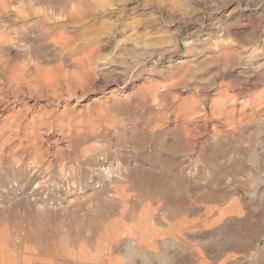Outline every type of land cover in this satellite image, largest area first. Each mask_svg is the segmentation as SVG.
<instances>
[{
    "label": "rangeland",
    "instance_id": "rangeland-1",
    "mask_svg": "<svg viewBox=\"0 0 264 264\" xmlns=\"http://www.w3.org/2000/svg\"><path fill=\"white\" fill-rule=\"evenodd\" d=\"M5 1L6 4L8 5L9 10L11 8L13 13L10 10L9 12L10 15L9 13H7L6 15H4V17L3 16L0 17V29L2 28L1 30L4 29L6 31L8 30L7 32L12 31L11 32L12 38L13 37L15 38L13 44L8 48L10 55H7L6 53L3 52L4 54L0 53L1 58L17 56V54L19 53L20 59L23 57L22 59L29 58L30 60L31 59L36 60V58H38V52L36 51L35 47L31 45H27L28 47L26 46V50H25L23 48L25 47L24 45L27 44L28 42H32L33 40H37L38 42L36 41L37 42L36 46L40 44L43 45L42 43L46 44L47 46L49 44V42L47 41H49L50 37L54 34V29L52 31L51 29L58 26H63L65 24L70 29L75 28L74 30H76V33H78L81 29L88 31V28L90 29L93 27L95 28L102 27L105 32L101 35L102 41L94 43L95 46L101 45V48L103 50H101L100 48V50L97 51L96 61L97 63H99V65L95 66L94 69L95 75L89 78L87 90L81 93L82 89L80 88L77 89L78 95L81 94L83 95V96H79L80 98L76 96L64 95L63 97L61 96V98L60 97L57 98L58 100L54 98L53 99L54 101L52 100L49 101L48 100L49 98L46 97L44 93H40V92L41 91L45 93L47 92V94L51 93V89L49 88L50 85L44 86V83L42 82L38 83L34 81H32L31 84L34 90H36L37 93H39L40 95H37L35 91L33 92L32 91L33 88L28 89V87L19 91L20 94L18 92L15 94L14 91L12 92L11 90H9L11 89L12 86L11 79L10 78L7 79L5 77V74L10 75L11 72L10 71L4 72V68L0 65V71H1L0 74L2 73L0 75V86L2 87V90L5 92L3 93V95L6 98H8V100L10 101V102L4 101L0 104L1 107L0 133L2 131L1 129L4 126V123L6 122H7L6 124H8V122L10 123V118L8 117L18 114L16 112L18 110H22V107H24L23 110H26L25 109L26 105L32 104V106H27V108L32 107L30 108V110H28L29 118H32L35 115L34 113H36V110L38 109L39 106H41V104L45 105L48 110H54L56 108L54 112L57 111L54 114V119L57 118L55 120L56 122L55 124L58 126L54 124L52 126L53 128L51 127V130L50 128H44L42 131H40L41 133L39 132V134L40 135L42 134L43 139L42 136L40 135H38V137L34 136L32 138L33 140L30 138L33 141V143L36 144V146L38 144V149L35 146V144L34 147L36 148L37 153L43 155V157L41 158L44 159L48 155L47 159H44L45 162L47 160L45 169L49 165V163L52 162L54 168H52L51 174L54 173V179H56L55 181L54 179L52 180V182L50 181L52 187L50 186V183H48L46 185L47 187L45 186L43 189L40 188L41 190H39L37 194L38 195L40 194V196L43 195V193L49 194V196L53 199L52 200L53 205H55L56 207L57 206L60 207L59 205L61 204V201L64 202V205H66L67 202L69 201L68 205H70L71 211L73 209V206L75 210V206L77 207L78 204L81 203L84 205V203H86L84 206L87 208L90 207L89 209L93 212L92 213L93 215L91 214V218L87 221V225H89L92 220L94 221L91 222L89 227L87 226L88 229H86L87 232L85 231V234L88 235L92 233L89 230V228L94 229L95 231L92 230L93 232H96L97 230H100V232L102 231V236L104 235L102 237L103 240H101L103 241L102 242L103 245L105 243V238H108V234H109L108 228H104L106 224V222H104L106 221L105 219L108 218L111 219L110 218L111 216L114 218H119V219L121 218L117 215H114V212L112 214L111 207L113 206L114 210L116 209L114 205L119 206L117 207L118 209L122 208V205L125 202L124 200L125 199L127 200V197H129L130 202L135 201L134 203H132V205L135 204V207L134 206L130 207L129 210L131 211L135 209L139 211L142 210L143 213L142 219L136 220V219H131L130 217H125L126 219L124 218L120 219L121 221L120 223L125 222L127 220L126 227L128 228L132 227L133 229L135 228L134 232L129 238L133 237L134 241L135 239L137 240V238L139 239L140 243L138 244L139 247L137 246V249L141 248L140 249L141 252H147L148 257H150L149 260L152 259V261H155L154 264H167V263L187 264V261L189 262V264L191 263L195 264L196 262H197L196 264H208L209 262L210 264H215V263L225 264L226 261H227L226 264L227 263L228 264H247V263L264 264V246H263L264 245V240H263L264 239V0H82V1L80 0L78 3L71 2V0L68 1L63 0V2L61 3L62 0L61 1L58 0L57 4L54 2V0L51 1L52 3L49 0H47L49 1L48 3L51 4H48L47 2H45L46 0H44V2L43 1L41 2L43 4L40 5H39V1L41 0L38 1L34 0V2L33 0H25V1L5 0ZM26 1L27 3H25ZM18 2H21L26 6L22 5V7L19 8L20 5ZM81 2L82 4H84L86 8V13L88 14H86L85 11L83 12L80 9V6L84 8ZM45 4L49 9L45 6ZM57 5L59 7H57ZM15 6L16 7L19 6V7L16 8ZM39 6H41V8H39ZM70 6L76 7L77 9L79 8L78 10H81L79 11L80 13L77 14L78 16L76 15L77 12H75L74 10L75 8L73 7L71 8ZM45 7L51 13L49 11H47L48 12L47 13ZM61 7L64 9L62 10L64 13L63 12L61 13L60 11ZM69 7L74 11L70 10ZM15 9L23 12L22 16L27 17V19H25V17L22 19L19 18L20 21H18V17L16 15L17 13H15L16 12ZM77 9L76 11H78ZM53 11H56V13L60 12L62 15L60 13L56 14ZM65 11L68 14L70 13L69 16L70 17L72 16V20L70 17L67 16L68 14H65ZM28 12H30L31 18L28 17L30 15L28 14ZM71 13H74L77 16V19H73L75 15ZM81 13L84 14L82 15ZM42 14H44L47 17L49 14V17L45 18L44 15L42 16ZM54 14L56 15L54 16ZM80 14L82 16H84L85 14L88 15L87 17L90 20L87 17H82ZM32 15L33 16L36 15V16L33 17ZM79 15L80 17L83 18V19L80 18V21L78 19ZM10 16L11 17L16 16L15 17L16 20L11 21L12 19L15 18H10ZM61 16L64 18H62ZM55 17L57 20L55 19ZM2 18L4 19L2 20ZM68 18L70 19V21H67L69 20ZM86 18L88 21L86 20ZM23 19H25L24 22ZM41 19H43L42 20L43 24L41 23ZM45 19L47 22L45 21ZM34 20L36 21L34 22ZM48 20L50 21L52 20V21L50 22ZM77 20L79 21V23L77 22ZM54 21L55 23H53ZM71 21H74L76 23L73 22L71 23ZM4 22L6 26L5 25L3 26ZM14 22H16V24ZM60 23L61 24L65 23V24L61 25ZM75 24H77V26ZM20 25L21 27H23V29L19 28ZM41 25L43 27H41ZM51 25H53V27ZM74 25L75 27H73ZM11 26H13V28ZM44 27H47L46 28L47 30ZM12 29H16V30L13 31ZM43 30H45L44 31L45 34L40 33L43 32ZM48 30H50L51 33L53 34L49 33ZM16 31L19 33H17ZM18 34H20V36ZM42 35L43 37L39 38V36L41 37ZM16 36H18L17 37L18 39L16 38ZM48 37L49 39H47ZM20 46L22 47V51L20 50L21 49ZM51 47L52 46H48L46 50L48 52H46L45 57H48L49 64L44 63L43 65L45 66H49L52 64L51 60L52 57L54 56V52L52 49L53 47L52 48ZM98 54H100V56ZM104 57L105 59H103ZM97 67L98 69H96ZM106 78L108 80H106ZM6 83L10 85L9 86L10 88ZM6 85L8 87L7 90L9 91L6 90L7 88ZM88 86L90 88H88ZM36 87L38 90L36 89ZM154 89L155 92L157 93L156 97L153 96L152 94L154 92ZM23 91L25 92L23 93ZM158 98L159 100H157ZM56 101L58 102L55 103ZM52 104H54V106ZM63 106L64 108H62ZM66 108L67 110L69 108L70 111L69 110L67 111ZM64 111L65 113L67 112L68 113L72 112V113L71 114L67 113V115H64L65 114ZM10 112L13 113V115ZM62 112L64 113L63 114L64 116L61 114ZM77 112L78 113L81 112L80 116H77ZM75 114L76 117L78 118L73 117L75 116ZM91 114H93L92 118H91ZM95 114H97V116ZM81 117L85 121L82 120ZM71 119H73V123H71ZM76 119L77 120L79 119L78 122ZM88 119L93 124L94 128L92 127V124L88 122L89 121ZM2 120L6 122H3ZM59 122L61 123L63 122L62 125ZM96 122L98 123V125ZM77 126H79V128ZM97 127L100 129L99 132H97L98 131ZM22 128L23 130L22 129L19 130L17 128L18 129L17 132H16V128H14L15 132L13 130H12L13 133L10 131L12 133L11 137H10L11 134L10 132L9 135L5 134L3 137L0 136V142H1L0 144L3 145V146L0 145V150L3 147L2 149L5 151L4 159H7V161L8 159L10 161L11 160L10 158L13 159V158L21 157L22 156L21 152L25 151L24 147L22 146L23 144L21 143L22 141L21 138H24L30 132L31 128H29L28 122H26ZM45 129L46 130L49 129V131H45ZM81 129L83 131V132L81 131L82 133L80 132ZM86 130L87 131L89 130V133ZM8 131L9 130L7 129V133ZM66 133H69L71 136ZM186 133L187 136L183 137ZM20 135L21 138L19 139ZM67 135L69 138L67 137ZM77 135H78V140L80 142L74 139V137L76 138ZM7 136H9L10 140ZM15 136L17 137L15 138ZM179 136H181L184 139H182ZM5 137L8 139H6ZM70 137L71 138L73 137L72 140L74 141L71 142ZM153 137L157 142L154 140ZM36 138L37 140L39 138L41 142L39 140L38 142ZM66 138L69 140H67ZM162 138H164L165 140ZM176 138H178L179 140ZM186 138L188 139L187 141L190 144L187 143ZM4 139L5 141L6 140L7 141L6 142L3 141ZM152 139L154 141H152ZM64 140H66V142ZM17 141H19V143ZM179 141L181 142L180 143L181 146L183 144L184 145L186 144L185 146L183 145L185 148H183V146L182 147L179 146L178 144ZM81 142L82 143L84 142L86 145H83L84 143L82 144ZM168 142L169 145L167 144ZM81 144L83 146H81ZM165 144L167 145L165 146ZM177 144L179 148L176 147ZM192 144L195 147H193ZM173 145L174 148H177L178 150H180L181 148L182 152L179 151L180 153H178L177 149L174 150ZM158 146H162V147L158 148ZM163 146H165L166 149H164ZM186 146H188V148L190 149H188ZM76 147H78V149ZM44 148L46 150L47 148L50 149V153H47ZM191 148L193 149L192 151ZM43 149L47 155L43 152ZM75 149L76 151L80 152L79 154H81L82 156L81 155L77 156L78 152L74 151ZM194 149H195V153H194ZM187 150H190V152H192L194 155ZM153 152H155L154 153L155 155H153ZM71 153L73 154L71 155ZM53 154L54 155L56 154L55 156L57 157L55 156L52 157ZM106 154L107 157L105 156ZM73 155L76 156L74 157ZM110 155L111 157H109ZM112 155L114 158L112 157ZM141 156L143 158H140ZM167 156L168 158H166ZM78 157L79 160L81 161L80 163L77 159ZM90 157L91 159L94 158L93 160L95 162L93 160L89 161ZM158 157L161 158L159 159ZM59 158L60 160H58ZM61 158L65 160V163H67L68 169L73 168L72 169L73 173L70 171L72 174L75 175L80 170V172L81 171L86 172V174L90 176L86 180L83 179L84 182L81 180L82 189L79 190L76 187L75 188L72 187L73 186L72 181H70L71 183L69 182L70 183L69 184L64 180L59 181V179L56 178L57 175H55V173L61 169V164H60L62 162ZM96 158L99 160L97 161ZM257 158L260 160L261 163L259 162V160H257ZM49 159H51V161ZM55 160H57V162ZM83 160H85L86 162ZM125 160L126 161L130 160L131 163L130 161L126 162ZM165 160H166V164H165ZM167 160L169 162H167ZM244 160H246V162H244ZM88 161L91 164L97 163V165H100V167L103 168L98 169L97 171L99 170L100 171L96 172L97 165L95 166L93 164L90 165L89 167L90 163ZM177 161H179L180 163ZM87 163L88 166L85 167ZM182 163L185 164L183 165ZM242 163H246V164L243 165ZM76 164L79 165L80 167L79 166L75 167L77 166ZM137 164L139 166H137ZM142 164H144V167L146 168L144 167L142 168L143 166ZM257 164L260 165L262 164V165L261 166L259 165V167H257L258 166ZM241 165L244 167H242ZM162 166L164 167V169H162L163 168ZM183 166L185 167V169L182 168ZM87 167H89V169ZM91 167L93 171L91 170ZM118 168H120L121 170ZM134 168L136 171L134 170ZM138 169L139 170L142 169V172L145 171L148 173L150 172L149 171L150 169L151 171H153L150 173L151 174L153 173V175L155 174L154 176L155 179H153V176L150 173H149L150 175H148V173H141L140 172L141 170L139 171ZM132 170H134L135 172ZM137 170L142 175L136 173ZM182 170L184 173L182 172ZM94 171L96 173H94ZM132 174L134 175V177ZM143 175L145 177L147 176V178H145L146 182H144L145 180L143 178H142L143 180H141L140 178L143 177ZM96 176L99 178H97ZM137 176L139 179L137 178ZM9 177H10L9 180L11 182L7 190L5 186H0V189L2 187H5L2 188L3 190L0 191L7 192V193L5 192L4 196L0 197V203H1L0 210L2 209L1 211H5L4 212L6 213L5 216L8 217L11 216L10 212L11 214L13 213L12 218L13 217L14 218L12 219L9 217L8 220L4 219V221H2L6 226V229L2 232L0 231V260H1L0 264H22L21 256H23V254L21 253H23L25 250L24 246L30 247L28 246L29 244H31V247L35 245V247L38 248H42V246L44 248L45 246V249L47 248L46 250L50 249L49 251H51L53 250L54 244L51 242L52 240H50L51 243L48 240L52 238L51 237L52 235H57L59 233L60 235L61 234L70 235L72 232L71 231L68 232V229L66 228H63V230L62 228L53 229V230L50 229V227L48 226L50 220L44 216V218H42L44 219V221L40 220L41 221L40 222L38 221V219L35 221L38 223L40 222L39 223L40 225L42 224V222L43 223L46 222L48 226V228L46 227L47 231L46 229L44 230L46 232L43 231L44 234H46V236H44L45 238L39 237L42 239L40 242L37 243L36 239H34L35 243L34 242L29 243L30 239L28 240L25 239L23 241L22 237L21 238L15 237V235H13L14 233H12L13 232L12 230L14 229L13 227L14 225L13 224L11 225V220L14 223V219H15L14 224H17L22 220L21 214L22 216L24 215L23 214L24 205L18 204L20 206L19 208V206L14 205L12 203V198L17 196V198H20L22 200L21 203L25 202L26 199L24 200L23 199L24 196L20 195V193H18V190L14 188L15 182H12L14 181L13 177L12 180H11V176ZM75 177L79 178V176L77 177V175ZM24 178H26V176H23V178L21 177V179L19 180L21 181ZM106 178H110V179H106ZM159 178H161V180ZM171 179L174 181L172 182ZM130 180L133 182H131ZM38 181L39 179H37L34 182V184H36V182ZM99 182L101 183V185L99 184ZM103 182L105 183V185L103 184ZM158 182H160V184ZM52 183L54 185H52ZM174 183L176 184L175 187L173 186L175 185ZM135 184L137 185V187ZM148 185L151 186V188ZM140 186L142 189H139ZM177 186L179 187V190L177 189L178 188ZM172 187H174L173 189H177L178 192L177 190L173 191ZM186 187H188V189ZM206 187L209 188L207 189ZM210 187L211 188L215 187V188H213V191L211 192L208 191L210 193L209 194L207 190H212ZM13 188L15 189V191L13 190ZM63 188H65V190L68 189L69 190L67 192H64L65 190H63ZM47 190H49V192ZM103 190L106 195L102 193L101 195L102 198L98 196V198H100V201H98V198L95 199L97 197L96 192L97 191L100 192ZM188 190L189 193L187 192ZM90 191L92 192V194L90 193ZM93 191H95L96 195H94L95 193ZM53 192L57 194L55 193L52 194ZM145 192H147L148 194L147 193L145 194ZM83 193L85 195L82 196ZM163 193L165 195H163ZM54 195L56 196V198ZM73 197L74 198L77 197V200L74 199ZM113 197L116 198L113 199ZM166 197H169L170 201L172 200V198L173 200L171 202L170 201L166 202V200H168L166 199ZM181 197H183V199ZM205 197L209 200H206ZM106 198L107 199L109 198L108 201ZM135 198L137 199L134 200ZM186 198H190V199H186ZM199 198L202 200H200ZM8 200H10L11 202ZM175 200L178 203L174 202ZM182 201H184V203H182ZM198 201H200V204L198 203ZM71 202L72 203L75 202V203L72 205ZM160 204H162V206ZM183 205L186 206L184 207ZM191 206L193 207L190 208ZM94 207L96 209H94ZM179 207L182 208L180 209ZM17 208L19 209V211L17 210ZM107 208L109 209V212L106 211ZM162 208L164 212L163 210H161ZM170 208L172 209V211ZM99 209L102 211H100ZM192 210L194 213L192 212ZM104 211L107 212L106 215L108 214V216L104 215ZM190 212L192 213L190 214ZM17 214L18 217H20V219L17 217ZM61 214L63 216V219L64 218L67 219L68 212H63V213L61 212ZM109 214H111V216ZM192 214H194L195 216L193 217ZM98 215H101L102 219ZM156 215L158 217H156ZM16 218L18 222L16 221ZM8 221H10V224L6 223ZM100 222L101 223L104 222V223L101 224ZM97 223L99 225L101 224V226H99ZM173 223H175V225ZM190 223L193 224L190 225ZM198 223H201L202 225ZM96 224L98 226H96ZM216 224H218V227ZM215 225L216 227H214ZM11 226H12V230H11ZM146 226L155 229L156 234L151 239L142 240L140 238L141 236L140 232ZM190 226L192 227L190 228ZM183 227H185L184 228L185 230L183 229ZM43 232H41V235ZM8 234L9 235L12 234V235L9 236ZM125 236H126L125 234H123V237L121 236L119 243L120 245L117 246L122 250H124V252L123 251L121 252V249L116 248L117 249L116 251H118L117 254L121 258V260L125 264L128 263L134 264L135 262L138 264L139 263L138 261H140V263L142 264H147L145 261L143 262L142 257L139 255H137L138 257L137 256H134L133 258L130 257L131 259L129 258L128 255H126L128 250H130L131 248L128 247L129 238H127L128 236H126L125 238ZM183 236L185 237L184 239ZM245 236L250 238H246ZM10 237H11V241L13 242L9 241ZM47 237H49V239ZM19 239L20 240L22 239V241H20ZM44 239L47 241V243L51 244L50 247L48 244L46 245ZM202 239L208 242L207 244H205L206 246H204L203 244L204 241ZM31 241H33V239H31ZM42 242L45 244H42ZM201 243L203 245H200ZM20 244L24 245L22 246L24 249H21L22 247ZM18 245H20V247ZM261 245L263 248L260 247ZM66 246H71V245L68 244ZM187 246L189 247V249ZM9 248L10 249L12 248L11 252ZM165 249L167 250V252H164L166 251ZM148 251H152L151 255L150 252ZM171 251L172 253H170ZM158 252L160 253V255H158L159 254ZM227 252H229L230 255H228ZM162 253L164 254L163 258L160 257L163 255ZM204 253L207 257L204 255ZM250 253L251 254L254 253L253 256ZM171 254L173 255L171 256ZM231 255L233 257H231ZM151 256H155V257L151 258ZM235 256L237 257L235 258ZM184 257L188 259L186 260L184 259ZM159 258L161 259V261ZM190 258H191V262H190ZM217 258L219 261L216 260ZM230 258H231V262H230ZM195 259L196 261H194ZM172 260L175 261L173 262ZM177 260L178 262H176Z\"/></svg>",
    "mask_w": 264,
    "mask_h": 264
},
{
    "label": "bare ground",
    "instance_id": "bare-ground-1",
    "mask_svg": "<svg viewBox=\"0 0 264 264\" xmlns=\"http://www.w3.org/2000/svg\"><path fill=\"white\" fill-rule=\"evenodd\" d=\"M14 1V0H13ZM12 1V2H13ZM20 1V0H19ZM23 1H25V0H23ZM38 1V0H37ZM44 2V0H41V1H39V5L40 4H43V3H41V2ZM50 2L52 1V0H49ZM49 1H45V2H49ZM57 1L58 0H54V2L57 4ZM59 1H61V0H59ZM65 1V0H64ZM66 1H68V0H66ZM80 0H71V2H79ZM82 1V0H81ZM22 2V1H21ZM21 2H18L19 3V5H20V7L19 6H17V7H19V8H21L22 7V5H25V4H22ZM29 2V1H28ZM33 2H34V0H33ZM53 2V3H54ZM63 2V0L61 1V3ZM88 2H90V1H88ZM14 3V2H13ZM17 3V4H18ZM21 3V4H20ZM25 3H27V1L25 2ZM36 3V2H35ZM46 3V4H47ZM52 3V2H51ZM51 3H48V4H51ZM54 3V4H55ZM9 4V3H8ZM46 4H45V6H46ZM47 4V5H48ZM81 4H82V2H81ZM87 4V3H86ZM89 4V3H88ZM15 5V4H14ZM14 5H12V6H14ZM28 5V4H27ZM36 5V4H35ZM38 5V4H37ZM83 6H84V4H82ZM10 6V5H9ZM26 6V5H25ZM29 6V5H28ZM50 6V5H49ZM68 6V5H67ZM16 7V6H15ZM16 7V8H17ZM47 7V6H46ZM45 7V8H46ZM57 7H59L58 5H57ZM56 7V8H57ZM71 7V6H70ZM69 7V8H70ZM73 7V6H72ZM71 7V8H72ZM39 8H41V6H39ZM44 8V9H45ZM48 8V7H47ZM46 8V12L47 11H49L48 9ZM70 8V10H72V11H74L75 10V12H77L76 13V15L78 14V13H80L79 11H85V13H86V8H85V6H84V8L82 7V6H80V9L81 10H78L76 7H73V8H75L74 10L73 9H71ZM83 8V9H82ZM89 8V7H88ZM88 8H87V10H88ZM23 9V8H22ZM25 9V8H24ZM27 9V8H26ZM52 9V8H51ZM61 10V13L63 12L62 10H64L62 7L60 8ZM66 9V8H65ZM76 9L78 10V11H76ZM85 9V10H84ZM97 9V8H96ZM96 9H94V10H96ZM10 10H11V8H10ZM10 10H9V8H8V5L6 4V1L5 0H1L0 1V17H4V15H6L7 13H9L10 12ZM14 10V9H13ZM29 10V9H28ZM27 10V11H28ZM35 10H36V8H35ZM40 10V9H39ZM54 10V9H53ZM58 10V9H57ZM69 10V11H70ZM15 13H17L16 15H17V17H18V21H20L19 20V18L20 19H22V18H24L25 16H22V13L23 12H21V11H19V10H17V9H15ZM32 11V10H31ZM41 11V10H40ZM52 11V10H51ZM69 11H67V12H69ZM98 11V10H97ZM11 12H12V10H11ZM44 12V11H43ZM50 12V11H49ZM53 12H55L56 13V11H53ZM71 12V11H70ZM74 12V13H75ZM100 12V11H99ZM13 13V12H12ZM32 13V12H31ZM34 13V12H33ZM39 13V12H38ZM48 13V12H47ZM51 13V12H50ZM49 13V14H50ZM60 13V12H59ZM59 13H56V14H59ZM60 13V14H61ZM64 13V12H63ZM74 13H71V14H74ZM97 13V12H96ZM28 14H30V12H28ZM49 14H48V17H49ZM53 14V13H52ZM56 14H54V16L56 15ZM65 14H68V13H66V11H65ZM65 14H63V15H65ZM82 14V13H81ZM80 14V15H81ZM84 14V13H83ZM82 14V15H83ZM86 14H88V13H86ZM85 14V15H86ZM89 14H91V13H89ZM9 15H10V13H9ZM15 15V14H14ZM44 14H42V16H43ZM62 15V14H61ZM70 15V13L67 15L68 17H70L69 16ZM75 15V14H74ZM75 15V16H76ZM80 15H79V21H80V18L81 19H83L82 17H87L88 15H84V16H82V17H80ZM96 15V14H95ZM28 16V15H27ZM33 16V15H32ZM34 16H36V15H34ZM33 16V17H34ZM39 16H41V15H39ZM45 16V15H44ZM53 16V15H52ZM57 16H59V15H57ZM74 16V18L73 19H77V16L75 17ZM91 16V15H90ZM9 17V16H8ZM16 17V16H15ZM14 16L13 17H11L10 16V18H15ZM28 17H30L31 18V14L28 16ZM47 16H45V18H46ZM47 17V18H48ZM62 17V16H61ZM61 17H60V19H61ZM92 17V16H91ZM38 18V17H37ZM54 18V17H53ZM62 18H64V17H62ZM71 18V20H72V16L70 17ZM88 18V17H87ZM87 18H86V20H87ZM4 18H2V20H3ZM6 19V18H5ZM9 19V18H8ZM25 19H27V17H25ZM25 19H23V22H24V20ZM29 19V18H28ZM55 19H56V17H55ZM69 19V18H68ZM89 19V18H88ZM2 20H1V22H2ZM10 20V19H9ZM13 20H16V18L15 19H12L11 21H13ZM42 20L43 19H41V23H42ZM57 20V19H56ZM63 20V19H62ZM66 20V19H65ZM90 20V19H89ZM22 21V20H21ZM36 20H34V22H35ZM37 21H38V19H37ZM45 21H46V19H45ZM48 21H50V20H48ZM52 21V20H51ZM50 21V22H51ZM64 21V20H63ZM62 21V22H63ZM67 21H70V19L69 20H67ZM76 21V20H75ZM79 21L77 20V22L79 23ZM88 21V20H87ZM6 22V21H5ZM5 22H4V24H3V26L5 25ZM47 22V21H46ZM49 22V23H50ZM59 22V21H58ZM61 22V23H62ZM76 23V22H74V21H71V23ZM8 23V22H7ZM15 24H16V22H14ZM53 23H55V21L53 22ZM52 23V24H53ZM60 23V24H61ZM66 23H68V22H66ZM82 23V22H81ZM86 23V22H85ZM9 24V23H8ZM12 24V23H11ZM24 24V23H23ZM34 24V23H33ZM38 24V23H37ZM43 24V23H42ZM57 24V23H56ZM55 24V25H56ZM63 24H65V23H63ZM63 24H61V25H63ZM89 24V23H88ZM35 25H36V23H35ZM54 25V24H53ZM53 25H51L52 27H53ZM66 25V24H65ZM65 25H63V26H58V27H55V28H52L51 29V31L54 29V34L53 33H51V31L50 30H48L49 31V33H51V34H53L51 37H50V40L49 41H47V42H49V44L46 46V44H44V43H42L43 45H37L36 46V44H37V40H33L32 42H28L27 44H25L24 46L25 47H23L25 50H26V46L27 45H31V46H34L35 47V49H36V51L38 52V58H36V60H30L29 58L28 59H20V55H19V53L17 54V56H13V57H8V58H1V55H0V65L4 68V72L5 71H10L11 73H10V75H8V74H5V77L7 78V79H11V82H12V86H11V89H9V90H11L12 92L14 91V93L16 94L17 92L19 93V91H21V90H23L24 88H27L28 87V89H32L33 88V86H32V84H31V82L32 81H34V82H38V83H44V86L45 85H50L49 86V88L51 89V93H48L47 94V92L45 93V92H43V91H41L40 93H44L45 95H46V97H48L49 99V101H54L53 99L55 98L56 100H58L57 98H61V96L63 97L64 95H68V96H76V97H79V96H83L82 94L81 95H78V93H77V89H82V91H81V93L83 92V91H86L87 90V85H88V81H89V78L91 77V76H93V75H95L94 74V69H95V66H98L99 65V63H97V61H96V54H97V51H99L100 50V48H101V45H94V43H96V42H100V41H102V34L103 33H105L104 32V29L101 27V28H95V27H93V28H88V31H86V30H84V29H81L78 33H76V30H74V29H70V28H68L67 27V25L65 26ZM71 25H73V24H71ZM76 26H77V24H75ZM75 25L73 26V27H75ZM78 25H80V24H78ZM84 25V24H83ZM82 25V26H83ZM86 25V24H85ZM108 25V24H107ZM6 26V25H5ZM33 26V25H32ZM50 26V25H49ZM49 26H48V28H49ZM12 28H13V26H11ZM28 27V26H27ZM30 27V26H29ZM38 27V26H37ZM36 27V28H37ZM41 27H43L42 25H41ZM89 27V26H88ZM15 28V27H14ZM19 28H21V29H23V27H21V25H20V27ZM26 28V27H25ZM34 28V27H33ZM45 29L47 28V27H44ZM80 28V27H79ZM78 28V29H79ZM84 28V27H83ZM2 29V28H1ZM0 29V53H2V54H4V53H6L7 55H10V52L8 51L9 49V47L13 44V41H14V38L15 37H13L12 38V35H11V32H7L4 28V30H1ZM20 29V30H21ZM40 29V28H39ZM41 29H43V28H41ZM77 29V28H76ZM86 29V28H85ZM13 31L14 30H16V29H12ZM47 30V29H46ZM84 30V31H83ZM18 31V30H17ZM16 31V32H17ZM37 31V30H36ZM40 31V30H39ZM45 30H43V32H40V33H44L45 34V32H44ZM75 31V32H74ZM17 33H19V32H17ZM22 33V32H21ZM32 33V32H31ZM36 33V32H35ZM34 33V34H35ZM111 33V32H110ZM16 34V33H15ZM43 34V35H44ZM50 34V35H51ZM19 36H20V34H18ZM43 35L40 37L39 36V38H42L43 37ZM105 35V34H104ZM23 36V35H22ZM28 36V35H27ZM33 36V35H32ZM47 36V35H46ZM107 36V35H106ZM18 36H16V38H17ZM35 37H37V36H35ZM45 37V36H44ZM46 38V37H45ZM18 39V38H17ZM47 39H49V37L47 38ZM105 39H107V38H105ZM39 40V39H38ZM19 41H21V40H19ZM37 41V42H36ZM44 41V40H43ZM109 41V40H108ZM114 41V40H113ZM23 42V41H22ZM40 42V41H39ZM41 42H42V40H41ZM18 43V42H17ZM25 43V42H24ZM108 43H111V42H108ZM19 44V43H18ZM20 44H22V43H20ZM39 44V43H38ZM103 45H104V42H103ZM17 46V45H16ZM22 46V45H21ZM20 46V47H21ZM48 46H52L51 48L53 49V52H54V56L52 57V64L51 65H49V66H45V65H43L44 63L45 64H47L48 62H49V59H48V57H45V55H46V52H48V51H46L47 50V48H48ZM28 47V46H27ZM104 47V46H103ZM106 47V46H105ZM14 48V47H13ZM12 48V49H13ZM19 48V47H18ZM23 49V50H24ZM15 50V49H14ZM21 51H22V47H21V49H20ZM101 50H103L102 48H101ZM6 51V52H5ZM20 51V52H21ZM35 51V50H34ZM4 52V53H3ZM100 54H101V52H100ZM100 54H98L99 56H100ZM26 56V55H25ZM29 56V55H28ZM50 56V55H49ZM27 57V56H26ZM51 57V56H50ZM25 58V57H24ZM51 59V58H50ZM103 59H105V57L103 58ZM49 64V63H48ZM96 69H98V67L96 68ZM101 69V68H100ZM1 72V71H0ZM4 72H3V74H4ZM2 74V73H1ZM0 74V75H1ZM42 78H44V79H42ZM105 78V77H104ZM2 79H4V78H2ZM6 79V80H7ZM90 80H92V79H90ZM106 80H108L107 78H106ZM5 81V80H4ZM6 82V81H5ZM9 82V81H8ZM7 84V83H6ZM37 84V83H36ZM4 85V84H3ZM8 85V84H7ZM7 85H6V87H7ZM35 85V84H34ZM166 85V84H165ZM10 85H8V87H9ZM151 86H152V84H151ZM161 86V85H160ZM8 87L6 88V90L8 89ZM47 87V86H46ZM98 87V86H97ZM0 104L2 103V102H4V101H6V102H10L9 100H8V98H6L4 95H3V93H5L3 90H2V87L0 86ZM10 88V87H9ZM39 88V87H38ZM88 88H90L89 86H88ZM4 89V88H3ZM27 89V90H28ZM36 89H37V87H36ZM44 89H47V88H44ZM9 90H7V91H9ZM38 90V89H37ZM32 91L34 92H36V94L37 95H40L39 93H37V91L36 90H34V88L32 89ZM50 91V90H49ZM147 91V90H146ZM159 91V90H158ZM25 91H23V93H24ZM160 92V91H159ZM27 93V92H26ZM31 93V92H30ZM7 94H9V93H7ZM20 94V93H19ZM80 94V93H79ZM85 94V93H84ZM153 94V96H157V93L155 92V89H154V92L152 93ZM32 96V95H31ZM10 97V96H9ZM67 97V96H66ZM65 97V98H66ZM162 97V96H161ZM14 98V97H13ZM40 98V97H39ZM80 98V97H79ZM159 98H160V96H159ZM159 98L157 99V100H159ZM235 98H236V96H235ZM34 99V98H33ZM12 100V99H11ZM39 100V99H38ZM76 100V99H75ZM28 101V100H27ZM35 101V100H34ZM33 101V102H34ZM23 102V101H22ZM58 101H56L55 103H57ZM62 102V101H61ZM68 102V101H67ZM24 103V102H23ZM149 103V102H148ZM4 104H6V103H4ZM36 105V104H35ZM40 105V104H39ZM53 106H54V104H52ZM4 106V105H3ZM27 106H32V104L31 105H26V110H23V108L24 107H22V110H18L16 113H18V114H15V115H13V113H11L13 116H7L8 118H10V123L8 122V124H6L7 122L6 121H3V122H6V123H4V126L2 127V131H1V133H0V136H4L5 134L7 135H9L11 132H12V130L14 131V128H16V132H17V130L19 129V130H23V125L26 123V122H28V124H29V128H31V130H30V132L24 137V136H22V137H24V138H21V135H20V137H19V139L21 138L22 139V141H21V143L23 144L22 146L24 147V150L25 151H22L21 152V154H22V156L21 157H18V158H10V157H8V158H10L11 160L9 161V159H8V161H7V159H4V153H5V151L1 148V150H0V186H5L6 187V190H7V188H8V186H9V184H10V180H9V176H11V180H12V177H13V180L14 181H12V182H15L14 183V188L16 189V190H18V193H20V195H22V196H24V200L26 199V201L25 202H23V203H21L22 202V200L20 199V198H17V196L16 197H13L12 198V203L14 204V205H17V206H19L20 204H22V205H24L23 206V208H24V215L22 216V214H21V221L20 222H18L17 221V218H16V221L18 222L17 224H14L15 223V219H14V223H13V221L11 220V219H9V220H11V225L13 224L14 226V229L12 230V226H11V230L13 231L12 233H14L13 235H15V237H17V238H21L22 237V239H23V241L26 239V240H28V239H30L29 240V243H32V242H34V239H36V242L38 243V242H40L42 239L41 238H39V237H42V238H45L44 236H46V234H44V232H46L47 231V228H48V226L50 227V229H58V228H62V230H63V228H66V229H68V232L69 231H71L70 233V235H67V234H61L60 235V233L59 234H57V235H52L51 237L53 238H51V239H49V237H47L49 240V242H50V240H52L51 242L54 244V247H53V250H51V251H49L50 249H48V250H46L45 249V246H44V248H43V246H42V248H38V247H35V245L34 246H32L31 247V244H29L28 246H30V247H27V246H24L23 244L21 245V247L22 246H24L25 247V250H24V252L23 253H21V254H23V256H21V263L22 264H125L122 260H121V258L118 256V251H116L117 249L116 248H119V247H117L118 245H120L119 243H120V238H121V236L123 237V234H125L126 236H128L127 238H129V237H131V235H132V233L134 232V229L131 227V228H128V227H126V221L125 222H122V223H120L121 221H120V219L121 218H124V219H126L125 217H130L131 219H136V220H138V219H142V215H143V213H142V210L141 211H139V210H137V209H135V210H129V208L130 207H135V204L134 205H132V203H134V202H130V198L129 197H127V200L125 199L123 202V205H122V208H117V207H119V206H116V205H114V207H116V209L114 210V208H113V206L111 207V210H112V214H113V212H114V215H117V216H119V217H121L120 219L119 218H114V217H112L111 216V214H109L111 217V219H105L106 221H104V222H106V224H105V226H104V228H108V238H105V243H104V245L102 244V242L103 241H101V240H103L102 239V237L104 236H102V231L100 232V230H97L96 232H93L92 230H94V229H90L89 228V230L92 232L91 234H85V231H86V229H88L87 228V226L89 227L90 226V224H91V222L92 221H94V220H90L89 222H90V224L89 225H87V221L91 218V214L93 213L89 208H87V207H85L84 205L86 204V203H84V205L83 204H78L77 205V207L75 206V210H74V206H73V209H72V211H73V213H72V211L70 210V205H68V202H67V204L66 205H64V202H62L61 201V204L59 205L60 207H56L55 205H53V202H52V198L49 196V194H44L43 193V195H41L40 196V194L38 195L37 193L39 192V190H41L40 188H44L48 183H50V181L52 182V180L54 179V173L53 174H51L52 173V168H54L53 167V163L52 162H50L49 163V165L46 167V169H45V166H46V162H47V160H46V162H45V160L44 159H47V157H48V155L46 154V152L47 153H50V149H48L47 148V150H46V152H44V149H43V152L47 155V157H45L44 159L43 158H41V157H43V155L42 154H39V153H37L36 151V148L34 147V144L35 143H33V137L35 136V137H38V135H40L39 134V132L40 131H42L44 128H50V130H51V127L56 123L55 122V120L57 119H54V114H55V112H57V111H55L54 112V110L56 109H54V110H48L47 108H46V106L45 105H43V104H41V106H39L38 107V109L36 110V113H34L35 115L32 117V118H29V116H28V110H30V108H32V107H28L27 108ZM58 106V105H57ZM60 106V105H59ZM70 106V105H69ZM99 106V105H98ZM72 107V106H71ZM1 108V107H0ZM52 108H54V107H52ZM62 108H64V106L62 107ZM73 108V107H72ZM96 108V107H95ZM97 108H99V107H97ZM18 109H19V107H18ZM17 110V109H16ZM63 110V109H62ZM66 110H67V108H66ZM68 110H69V108H68ZM67 110V111H68ZM97 110V109H96ZM95 110V111H96ZM32 111V110H31ZM33 111H34V109H33ZM66 111V112H67ZM70 111V110H69ZM72 111V110H71ZM76 111V110H75ZM74 111V112H75ZM94 111V112H95ZM61 112V111H60ZM84 112V111H83ZM87 112V111H86ZM85 112V113H86ZM257 112V111H256ZM255 112V113H256ZM64 113H65V111H64ZM63 112L61 113L62 115L64 114ZM68 113V112H67ZM67 113H65L64 115H67ZM72 113V112H71ZM70 112L68 113V114H71ZM81 113V112H80ZM80 113H78L77 112V116H80ZM89 113V112H88ZM9 114V113H8ZM30 114V113H29ZM59 114V113H58ZM79 114V115H78ZM83 114V113H82ZM10 115V114H9ZM57 115V114H56ZM63 115V116H64ZM86 115V114H85ZM84 115V116H85ZM92 115L93 114H91V118H92ZM96 116H97V114H95ZM102 115V114H101ZM60 116V115H59ZM73 116V115H72ZM82 116V115H81ZM95 116V117H96ZM73 117H76V114H75V116H73ZM86 117V116H85ZM90 117V116H89ZM7 118V119H8ZM59 118V117H58ZM76 118H78V117H76ZM69 119H70V117H69ZM69 119H67V120H69ZM81 119H82V117H81ZM62 120H64V119H62ZM66 120V119H65ZM77 120V119H76ZM79 120V119H78ZM78 120H77V122H78ZM82 120H84V119H82ZM89 120V119H88ZM85 121V120H84ZM70 122V121H69ZM88 122H90V120L88 121ZM59 123H61V122H59ZM63 123V122H62ZM62 123H61V125H62ZM71 123H73V119H71ZM91 123V122H90ZM97 123V122H96ZM6 124V125H5ZM65 124V123H64ZM75 124V123H74ZM92 124V123H91ZM90 124V125H91ZM56 125V124H55ZM82 125H83V123H82ZM87 125H89V124H87ZM97 125H98V123H97ZM97 125H95V126H97ZM1 126V125H0ZM56 126H58V125H56ZM65 127H67V126H65ZM74 127H76V126H74ZM78 128H79V126H77ZM92 127H93V124H92ZM18 128V129H17ZM53 128V127H52ZM58 128V127H57ZM61 128V127H60ZM85 128V127H84ZM90 128V127H89ZM94 128V127H93ZM92 128V129H93ZM98 128V127H97ZM7 129L9 130L8 131V133H7ZM86 129H88V128H86ZM95 129H96V127H95ZM4 130V131H3ZM61 130V129H60ZM72 130V129H71ZM78 130V129H77ZM77 130H75V131H77ZM99 128H98V131L97 132H99ZM11 131V132H10ZM27 131V130H26ZM45 131H49V129L48 130H46L45 129ZM45 131H44V133H45ZM69 131V130H68ZM74 131V132H75ZM82 131V129L80 130V132ZM87 131V130H86ZM10 132V133H9ZM15 132V131H14ZM60 132V131H59ZM73 132V131H72ZM79 132V131H78ZM83 132V131H82ZM81 132V133H82ZM88 133H89V130L87 131ZM93 132H94V130H93ZM95 132H96V130H95ZM13 133V132H12ZM12 133L10 134V137L12 136ZM41 133V132H40ZM48 133V132H47ZM46 133V134H47ZM77 133V132H76ZM189 133V132H188ZM60 134V133H59ZM63 134V133H62ZM66 134H69V133H66ZM70 134H71V132H70ZM69 134V135H70ZM74 134V133H73ZM99 134V133H98ZM191 134V133H190ZM44 135V134H43ZM75 135V134H74ZM82 135V134H81ZM91 135V134H90ZM40 136H42V134L40 135ZM46 136V135H45ZM71 136V135H70ZM76 136V135H75ZM96 136V135H95ZM185 136H187V133L183 136V137H185ZM192 136V135H191ZM8 138H9V136H7ZM17 136H15V138H16ZM67 137H68V135H67ZM81 137V136H80ZM157 137V136H156ZM179 137H181V136H179ZM6 138V137H5ZM8 138H6V139H8ZM32 140H31V139ZM39 138H41V137H39ZM39 138H38V140H39ZM62 138V137H61ZM69 138V137H68ZM73 138V137H72ZM72 138L70 137V139H71V142L72 141H74V140H72ZM77 138V139H76ZM74 137V139L75 140H78V135H77V137ZM82 138H83V136H82ZM87 138H88V136H87ZM86 138V139H87ZM91 138V137H90ZM94 138H96V137H94ZM154 138V137H153ZM165 138V137H164ZM164 138H162V139H164ZM182 138V137H181ZM188 138V137H187ZM186 138V141L188 140ZM12 139V138H11ZM35 139V138H34ZM42 139H43V136H42ZM46 139V138H45ZM44 139V140H45ZM65 139V138H64ZM67 139V138H66ZM176 139H178V138H176ZM182 139H184V138H182ZM191 139V138H190ZM9 140H10V138H9ZM36 140H37V138H36ZM37 140V141H38ZM43 140V141H44ZM67 140H69V139H67ZM147 140V139H146ZM150 140V139H149ZM154 140H155V138H154ZM153 139H152V141H154ZM160 140V139H159ZM165 140V139H164ZM179 140V139H178ZM192 140H193V138H192ZM3 141H5V139L3 140ZM7 141V140H6ZM5 141V142H6ZM31 141H32V143H31ZM40 141V140H39ZM38 141V142H39ZM42 141V142H43ZM65 142H66V140H64ZM79 141V140H78ZM96 141H98V140H96ZM156 141V140H155ZM190 141V140H189ZM11 142V141H10ZM18 143H19V141H17ZM41 142V141H40ZM80 142V141H79ZM85 142V141H84ZM83 142V143H84ZM146 142V141H145ZM157 142V141H156ZM160 142V141H159ZM1 143V142H0ZM37 143V142H36ZM73 143H75V142H73ZM82 143V142H81ZM82 143V144H83ZM155 143V142H154ZM162 143V142H161ZM174 143V142H173ZM181 142L179 141V146H181V144H180ZM184 143V142H183ZM187 143H189L188 141H187ZM11 144V143H10ZM41 144V143H40ZM54 144V143H53ZM56 144V143H55ZM67 144H68V142H67ZM76 144H77V142H76ZM80 144V143H79ZM81 144V146H83V145H86L85 143L82 145ZM146 144V143H145ZM159 144V143H158ZM168 145H169V142L167 143ZM167 144H165V146L167 145ZM175 144V143H174ZM178 144H177V146L176 147H178L179 148V146H178ZM190 144V143H189ZM195 144H196V142H195ZM0 145H2V144H0ZM15 145V144H14ZM176 145V144H175ZM184 145V144H183ZM182 145V146H183ZM186 145V144H185ZM184 145V146H185ZM3 146V145H2ZM5 146V145H4ZM21 146V147H22ZM35 146H36V144H35ZM40 146V145H39ZM45 146V145H44ZM48 146V145H47ZM165 146H163L164 147V149H166L165 148ZM181 146V147H182ZM183 146V148H185ZM192 146L193 147H195L193 144H192ZM191 146V147H192ZM37 149H38V144H37ZM62 147V146H61ZM70 147H72V146H70ZM69 147V148H70ZM80 147V146H79ZM159 147H162V146H158V148ZM187 148H188V146H186ZM190 147V146H189ZM10 148V147H9ZM16 148H18V147H16ZM16 148H14V149H16ZM34 148H35V150H34ZM50 148V147H49ZM53 148V147H52ZM55 148V147H54ZM60 148V147H59ZM59 148H57V149H59ZM64 148H66V147H64ZM68 148V147H67ZM77 149H78V147H76ZM157 148V149H158ZM167 148H168V146H167ZM173 148H174V145H173ZM183 148H182V150H183ZM6 149V148H5ZM22 149V148H21ZM62 149V148H61ZM60 149V150H61ZM74 149V148H73ZM175 149H177V148H174V150ZM188 149H190V148H188ZM12 150V149H11ZM11 150H10V152H11ZM32 150H34V151H32ZM54 150V149H53ZM60 150H58V151H60ZM72 150V149H71ZM161 150V149H160ZM168 150H170V149H168ZM178 150V149H177ZM176 150V151H177ZM193 149L191 148V151H192ZM8 151H9V149H8ZM42 151V150H41ZM69 151H70V149H69ZM74 151H76V149L74 150ZM80 151V150H79ZM166 151V150H165ZM182 152L181 151V148H180V150H178L177 152L178 153H180V152ZM186 151V150H185ZM185 151H183V152H185ZM187 151H189L190 152V150H187ZM13 152V151H12ZM16 152V151H15ZM39 152V151H38ZM52 152V151H51ZM63 152V151H62ZM61 152V153H62ZM73 152V151H72ZM76 152H78V151H76ZM98 152V151H97ZM159 152V151H158ZM175 152V151H174ZM41 153V152H40ZM54 153V152H53ZM55 153H56V151H55ZM64 153V152H63ZM62 153V154H63ZM75 153V152H74ZM80 152H78V154H77V156L78 155H81V154H79ZM148 153V152H147ZM146 153V154H147ZM151 153V152H150ZM155 152H153V155H155L154 154ZM191 154H193L192 152H190ZM194 153H195V149H194ZM253 153V152H252ZM254 153H257V152H254ZM10 154V153H9ZM15 154V153H14ZM13 154V155H14ZM65 154H66V152H65ZM73 153H71V155H72ZM76 154V153H75ZM95 154V153H94ZM99 154V153H98ZM116 154V153H115ZM122 154V153H121ZM158 154V153H157ZM170 154V153H169ZM182 154V153H181ZM6 155V154H5ZM8 155V154H7ZM11 155V154H10ZM18 155V154H17ZM56 155V154H55ZM54 154H53V156L52 157H54L55 156ZM70 155V154H69ZM109 155V154H108ZM152 155V156H153ZM174 155V154H173ZM172 155V156H173ZM179 155V154H178ZM190 155V154H189ZM194 155V154H193ZM63 156V155H62ZM62 156H60V157H62ZM65 156V155H64ZM74 156V155H73ZM76 156V155H75ZM74 156V157H75ZM82 156V155H81ZM88 156H90V155H88ZM99 156V155H98ZM98 156H96V157H98ZM104 156V155H103ZM106 157H107V154L105 155ZM121 156V155H120ZM124 156H125V153H124ZM132 156H134V155H132ZM137 156V155H136ZM254 156V155H253ZM13 157V156H12ZM16 157V156H15ZM55 157H57V156H55ZM109 157H111V155L109 156ZM112 157H113V155H112ZM117 157V156H116ZM149 157V156H148ZM157 157V156H156ZM171 157V156H170ZM179 157V156H178ZM7 158V157H6ZM51 158V157H50ZM64 158V157H63ZM68 158V157H67ZM114 158V157H113ZM112 158V159H113ZM126 158H128V157H126ZM140 158H143L142 156L140 157ZM146 158V157H145ZM154 158H155V156H154ZM153 158V159H154ZM159 158V157H158ZM161 158V157H160ZM159 158V159H160ZM162 158H163V156H162ZM165 158V157H164ZM166 158H168V156L166 157ZM182 158V157H181ZM180 158V159H181ZM253 158V157H252ZM251 158V159H252ZM261 158V157H260ZM52 159V158H51ZM51 159H49L50 161H51ZM62 159V158H61ZM78 159V161H79V163L81 162L80 160H79V157L77 158ZM77 159H76V161H77ZM94 158H92L91 159V157H90V160L89 161H91V160H93ZM97 159V158H96ZM102 159V158H101ZM132 159H133V157H132ZM135 159V158H134ZM139 159V158H138ZM147 159V158H146ZM157 159V158H156ZM250 159V160H251ZM58 160H60V158L58 159ZM68 160V159H67ZM70 160V159H69ZM99 159H97V161H98ZM143 160V159H142ZM162 160H164V159H162ZM174 160V159H173ZM176 160V159H175ZM254 160V159H253ZM257 160H259L258 158H257ZM56 162H57V160H55ZM83 161H85V160H83ZM82 161V162H83ZM88 161V162H89ZM94 161V160H93ZM103 161V160H102ZM122 161V160H121ZM126 161V160H125ZM128 161H130V160H127L126 162H128ZM140 161V160H139ZM150 161V160H149ZM158 161V160H157ZM180 161V160H179ZM179 161H177V162H179ZM68 162V161H67ZM86 162V161H85ZM95 162V161H94ZM115 162V161H114ZM124 162V161H123ZM122 162V163H123ZM137 162V161H136ZM147 162V161H146ZM145 162V163H146ZM167 162H169L168 160H167ZM173 162V161H172ZM172 162H170V163H172ZM243 162V161H242ZM244 162H246V160H244ZM254 162V161H253ZM259 162H260V160H259ZM78 163V164H79ZM90 163V162H89ZM121 163V164H122ZM125 163V162H124ZM130 163H131V161H130ZM144 163V164H145ZM157 163V162H156ZM175 163V162H174ZM180 163V162H179ZM256 163V162H255ZM261 163V162H260ZM61 164V169L58 171V169H57V171L58 172H56L55 173V175H57V177L56 178H58L59 179V181H61V180H64V181H66V182H70V181H72V184H73V186L72 187H76V188H78L79 190L80 189H82V187H81V184H82V182H81V180L83 181V179H88L90 176H88V174H86V172H80V170H79V172H77L75 175L74 174H72L73 172V168L71 169H68V165H67V163H65V160H63L62 159V162L60 163ZM59 164V165H60ZM69 164V163H68ZM72 164H74V163H72ZM97 165V163H90L89 164V167H90V165ZM120 164V163H119ZM139 164V163H138ZM137 164V166H139ZM144 164H142L143 166H142V168L144 167ZM153 164V163H152ZM155 164V163H154ZM160 164V163H159ZM162 164V163H161ZM163 164H164V162H163ZM165 164H166V160H165ZM183 164V163H182ZM185 164V163H184ZM183 164V165H184ZM243 165L244 164H246V163H242ZM254 164V163H253ZM77 165V164H76ZM80 165V164H79ZM79 165H77V166H75V167H78ZM84 165V164H83ZM108 165V164H107ZM126 165V164H125ZM128 165V164H127ZM135 165H136V163H135ZM156 165V164H155ZM258 166L257 167H259V165L260 164H257ZM262 165V164H261ZM260 165V166H261ZM73 166V167H74ZM82 166V165H81ZM86 166H88V163L85 165V167ZM133 166V165H132ZM161 166V165H160ZM165 166V165H164ZM170 166V165H169ZM242 166V165H241ZM247 166V165H246ZM245 166V167H246ZM56 167H57V165H56ZM55 167V168H56ZM80 167V166H79ZM89 167H87L88 169H89ZM93 167V166H92ZM92 167H91V170L93 171V169H92ZM136 167V166H135ZM155 167V166H154ZM163 167V166H162ZM242 167H244V166H242ZM241 167V168H242ZM82 168V167H81ZM95 168V167H94ZM101 168H103V167H100V165H97V169H96V172H99V171H97L98 169H101ZM114 168V167H113ZM121 168H122V166H121ZM139 168V167H138ZM144 168H146V167H144ZM147 168H149V167H147ZM156 168V167H155ZM161 168V167H160ZM183 169H185V167L183 166L182 167ZM247 168V167H246ZM260 168H263V167H260ZM80 169V168H79ZM109 169V168H108ZM118 169H120V168H118ZM117 169V170H118ZM126 169V168H125ZM129 169V168H128ZM131 169V168H130ZM153 169V168H152ZM157 169V168H156ZM162 169H164V167L162 168ZM168 169V168H167ZM74 170H75V168H74ZM121 170V169H120ZM134 170H135V168H134ZM134 170H132V171H134ZM139 170V169H138ZM138 170H137V172L136 173H138V174H140L139 172H138ZM141 170V171H140ZM139 171L141 172V173H148V172H142V169H140ZM148 170V169H147ZM154 170V169H153ZM160 170V169H159ZM171 170V169H170ZM173 170V169H172ZM55 171V170H54ZM72 173H71V172ZM108 171V170H107ZM115 171H116V168H115ZM130 171V170H129ZM136 171V170H135ZM134 171V172H135ZM149 171L150 172H153V171H151L150 169H149ZM166 171V170H165ZM175 171V170H174ZM9 172V173H8ZM91 172V171H90ZM89 172V173H90ZM95 171H94V173H96ZM123 172H124V170H123ZM123 172H122V174H123ZM149 172V173H150ZM157 172V171H156ZM156 172H154V173H156ZM162 172V171H161ZM168 172V171H167ZM171 172V171H170ZM182 172H183V170H182ZM88 173V172H87ZM119 173H120V171H119ZM148 173V175H150ZM169 173V172H168ZM184 173V172H183ZM101 174V173H100ZM105 174V173H104ZM118 174V173H117ZM116 174V175H117ZM124 174H126V173H124ZM129 174V173H128ZM161 174V173H160ZM170 174V173H169ZM177 174V173H176ZM77 175V177L79 176V178H76L75 176ZM94 175V174H93ZM92 175V176H93ZM97 175H98V173H97ZM133 175V174H132ZM140 175H142V174H140ZM139 175V176H140ZM146 175V174H145ZM152 176H153V179H155L154 178V176H155V174L153 175V173L151 174ZM171 175V174H170ZM178 175V174H177ZM177 175H176V177H177ZM23 176H26V178H24L23 180H19V179H21V177L23 178ZM110 176V175H109ZM108 176V177H109ZM126 176V175H125ZM130 176H131V174H130ZM136 176V175H135ZM160 176V175H159ZM172 176V175H171ZM174 176V175H173ZM184 176V175H183ZM97 177V176H96ZM114 177V176H113ZM119 177V176H118ZM117 177V178H118ZM129 177V176H128ZM133 177H134V175H133ZM150 177V176H149ZM164 177V176H163ZM170 177V176H169ZM97 178H99V177H97ZM105 178V177H104ZM126 178V177H125ZM136 178V177H135ZM137 178H138V176H137ZM141 178V180H145V178H147V176L145 177L144 175H143V177H140ZM143 178V179H142ZM165 178V177H164ZM163 178V179H164ZM171 178V177H170ZM181 178V177H180ZM37 179H39V181L38 182H36V184H34V182L37 180ZM41 179V180H40ZM94 179H96V178H94ZM102 179V178H101ZM106 179H110V178H106ZM139 179V178H138ZM152 179V178H151ZM160 180H161V178H159ZM162 179V180H163ZM223 179H225V178H223ZM56 179H54V181H55ZM133 180V179H132ZM149 180V179H148ZM165 180V179H164ZM172 180V179H171ZM175 180H176V178H175ZM222 180V179H221ZM90 181V180H89ZM97 181V180H96ZM101 181V180H100ZM131 181V180H130ZM134 181V180H133ZM133 181H131V182H133ZM156 181V180H155ZM157 181H158V179H157ZM174 180H172V182H173ZM183 181V180H182ZM224 181V180H223ZM65 182V183H66ZM84 182V181H83ZM88 182V181H87ZM102 182V181H101ZM106 182H107V180H106ZM110 182V181H109ZM121 182V181H120ZM144 182H146V180L144 181ZM150 182V181H149ZM148 182V183H149ZM170 182V181H169ZM61 183H63V182H61ZM71 183V182H70ZM69 183V184H70ZM90 183V182H89ZM113 183H114V181H113ZM137 183V182H136ZM159 184H160V182H158ZM58 184V183H57ZM69 184H67V185H69ZM86 184V183H85ZM88 184V183H87ZM96 184V183H95ZM99 184L101 185V183L99 182ZM103 184L105 185V183L103 182ZM124 184V183H123ZM131 184V183H130ZM151 184V183H150ZM149 184V185H150ZM175 184V183H174ZM222 184V183H221ZM52 185H54L53 183H52ZM62 185H64V184H62ZM92 185V184H91ZM113 185V184H112ZM136 185V184H135ZM139 185V184H138ZM148 185V186H149ZM162 185V184H161ZM170 185V184H169ZM179 185V184H178ZM50 186H51V183H50ZM71 186V185H70ZM130 186V185H129ZM174 187L176 186V184L175 185H173ZM186 186H187V183H186ZM191 186V185H190ZM5 187H2V188H5ZM32 187V188H31ZM47 187V186H46ZM52 187V186H51ZM56 187V186H55ZM131 187V186H130ZM129 187V188H130ZM136 187H137V185H136ZM150 188H151V186H149ZM174 187H172V189L174 188ZM178 187V186H177ZM0 189V190H3V189ZM13 188V190L15 191V189ZM31 188V189H30ZM68 188V187H67ZM66 188V189H67ZM74 188H73V190H74ZM95 188V187H94ZM128 188V187H127ZM135 188V187H134ZM146 188V187H145ZM158 188V187H157ZM166 188V187H165ZM171 188V187H170ZM187 189H188V187H186ZM207 188V187H206ZM209 188V187H208ZM207 188V189H208ZM211 188V187H210ZM213 188H215V187H212L211 189L212 190H207V192L208 191H213ZM30 189V190H29ZM48 189V188H47ZM90 189V188H89ZM111 189V188H110ZM139 189H142L141 188V186H140V188ZM155 189V188H154ZM167 189H168V186H167ZM178 190H179V187L177 188ZM177 189H173V191H176ZM186 189V190H187ZM199 189V188H198ZM205 189V188H204ZM5 190V189H4ZM63 190H65V188H63ZM69 190V189H68ZM68 190H65L64 192H67ZM97 190V189H96ZM159 190V189H158ZM158 190H157V192H158ZM161 190V189H160ZM178 190H177V192H178ZM191 190V189H190ZM202 190H203V188H202ZM14 191H13V193H14ZM48 192H49V190H47ZM51 191H52V189H51ZM54 191V190H53ZM92 191V190H91ZM90 191V193L92 194V192ZM154 191V190H153ZM6 192V191H5ZM5 192L4 191H0V197H2V196H4V194H5ZM11 192V191H10ZM63 192V191H62ZM61 192V193H62ZM89 192V191H88ZM94 193H95V191H93ZM108 192V191H107ZM127 192V191H126ZM128 192H130V191H128ZM140 192V191H139ZM152 192V191H151ZM159 192H161V191H159ZM188 193H189V190L187 191ZM194 192V191H193ZM203 192V191H202ZM7 193V192H6ZM17 193V194H18ZM41 193V192H40ZM55 192H53L52 194H54ZM76 193V192H75ZM90 193H88V194H90ZM97 193V197L95 198V199H97L98 198V196H100L101 197V195H102V193L104 194V195H106L105 194V192H104V190L103 191H100V192H96ZM96 193L94 194V195H96ZM137 193V192H136ZM141 193H142V191H141ZM147 192H145V194H146ZM155 193V192H154ZM165 193H166V191H165ZM171 193V192H170ZM180 193V192H179ZM192 193V192H191ZM209 193V192H208ZM51 194V193H50ZM55 194H57V193H55ZM65 194V193H64ZM148 194V193H147ZM178 194V193H177ZM196 194H197V192H196ZM210 194V193H209ZM211 194H213V193H211ZM16 195V194H15ZM79 195V194H78ZM83 195H85L84 193L82 194V196ZM107 195H108V193H107ZM114 195V194H113ZM135 195V194H134ZM141 195V194H140ZM163 195H165L164 193H163ZM172 195H173V193H172ZM216 195V194H215ZM6 196V195H5ZM55 196V195H54ZM80 196V195H79ZM111 196H112V194H111ZM110 196V197H111ZM115 196V195H114ZM128 196V195H127ZM130 196V195H129ZM179 196V195H178ZM190 196V195H189ZM194 196H196V195H194ZM214 196V195H213ZM53 197V196H52ZM109 197V198H110ZM133 197V196H132ZM137 197V196H136ZM149 197V196H148ZM183 197H184V195H183ZM183 197H181L182 199H183ZM199 197V196H198ZM203 197V196H202ZM6 198V197H5ZM9 198V197H8ZM7 198V199H8ZM55 198H56V196H55ZM62 198V197H61ZM74 198V197H73ZM84 198V197H83ZM102 198V197H101ZM108 198V199H109ZM114 198H116V197H113V199ZM142 198V197H141ZM157 198H158V196H157ZM206 198V197H205ZM224 198V197H223ZM59 199V198H58ZM69 199V198H68ZM74 199H76L77 200V197H75ZM107 199V198H106ZM108 199H107V201H108ZM119 199V198H118ZM137 198H135L134 200H136ZM145 199V198H144ZM161 199H162V197H161ZM166 199H168V200H166V202L167 201H170L169 200V197H166ZM175 199H176V197H175ZM186 199H190V198H186ZM195 199V198H194ZM200 199V198H199ZM199 199H197V200H199ZM222 199V198H221ZM21 200V201H20ZM55 200V199H54ZM75 200V201H76ZM121 200V199H120ZM119 200V201H120ZM140 200V199H139ZM138 200V201H139ZM146 200V199H145ZM145 200H143V201H145ZM152 200V199H151ZM172 200H173V198H172ZM171 200V201H172ZM192 200V199H191ZM200 200H202V199H200ZM206 200H209V199H207L206 198ZM212 200V199H211ZM210 200V201H211ZM4 201V200H3ZM8 201H10V200H8ZM58 201V200H57ZM74 201V200H73ZM98 201H100V198H98ZM110 201H112V200H110ZM118 201V200H117ZM116 201V202H117ZM132 201V200H131ZM154 201V200H153ZM157 201V200H156ZM162 201V200H161ZM165 201V200H164ZM163 201V202H164ZM170 201V202H171ZM179 201V200H178ZM249 201V200H248ZM11 202V201H10ZM20 202V203H19ZM105 202V201H104ZM115 202V203H116ZM142 202V201H141ZM159 202V201H158ZM157 202V203H158ZM174 202H176V200L174 201ZM190 202H192V201H190ZM189 202V203H190ZM75 203V202H74ZM74 203H72L71 202V204L73 205ZM88 203V202H87ZM149 203V202H148ZM156 203V204H157ZM176 203H178V202H176ZM182 203H184V201H182ZM185 203H186V201H185ZM194 203V202H193ZM198 203L200 204V201H198ZM204 203V202H203ZM208 203H209V201H208ZM19 204V205H18ZM55 204H56V202H55ZM70 204V203H69ZM89 204V203H88ZM150 204V203H149ZM152 204V203H151ZM162 204H164V203H162ZM162 204H160L161 206H162ZM191 204V203H190ZM196 204V203H195ZM22 205H21V207H22ZM112 205H113V202H112ZM139 205V204H138ZM167 205V204H166ZM176 205V204H175ZM188 205V204H187ZM5 206V205H4ZM88 206V205H87ZM90 206V205H89ZM96 206V205H95ZM98 206H99V204H98ZM109 206V205H108ZM181 206V205H180ZM184 206V205H183ZM186 206V205H185ZM184 206V207H185ZM0 207H1V203H0ZM2 207H3V205H2ZM8 207V206H7ZM91 207H92V205H91ZM106 207V206H105ZM139 207V206H138ZM176 207V206H175ZM183 207V208H184ZM193 206H191L190 208H192ZM195 207V206H194ZM204 207V206H203ZM6 208V207H5ZM19 208H20V206H19ZM98 208V207H97ZM140 208V207H139ZM180 208V207H179ZM182 208V207H181ZM180 208V209H181ZM12 209H14V208H12ZM94 209H96L95 207H94ZM134 209V208H133ZM168 209V208H167ZM171 209V208H170ZM174 209V208H173ZM205 209H206V207H205ZM2 210V209H1ZM0 210V231L2 232V231H4L5 229H6V226L4 225V223L2 222V221H4V219H7L8 220V218L10 217V218H12V214H11V212H10V215L11 216H5V214L6 213H4L5 211H1ZM4 210V209H3ZM6 210H8V209H6ZM17 210L19 211V209L17 208ZM100 210V209H99ZM104 210V209H103ZM106 210V209H105ZM110 210V211H111ZM137 210V211H136ZM161 210H163V208L161 209ZM194 210V209H193ZM193 210H192V212H193ZM203 210V209H202ZM14 211V210H13ZM83 211V212H82ZM100 211H102V210H100ZM106 211H108L109 212V209L107 208V210ZM106 211H104V215H106ZM171 211H172V209H171ZM176 211H178V210H176ZM175 211V212H176ZM180 211V210H179ZM190 211V210H189ZM216 211H217V209H216ZM234 211V210H233ZM21 212V211H20ZM61 212L63 213V212H68V217H67V219H63V216H62V214H61ZM98 212V211H97ZM161 212V211H160ZM159 212V213H160ZM163 212H164V210H163ZM174 212V211H173ZM192 212H190V214L192 213ZM201 212V211H200ZM200 212H198V213H200ZM194 213V212H193ZM229 213V212H228ZM65 214V213H64ZM96 214V213H95ZM103 214V213H102ZM155 214V213H154ZM178 214V213H177ZM15 215V214H14ZM93 215V214H92ZM147 215V214H146ZM173 215H175V214H173ZM187 215V214H186ZM193 215V217L195 216L194 214H192ZM204 215V214H203ZM238 215V214H237ZM20 216V215H19ZM44 216L45 217H47L49 220H50V222L48 223V226H47V223L46 222H42V224L40 225L39 223L41 222L40 220H43L44 221V219H42V218H44ZM100 218H101V215H98ZM106 216H108V214L106 215ZM117 216H115V217H117ZM200 216V215H199ZM216 216V215H215ZM245 216V215H244ZM17 217H18V214H17ZM94 217V216H93ZM98 217V218H99ZM154 217V216H153ZM156 217H158L157 215H156ZM189 217V216H188ZM201 217V216H200ZM208 217V216H207ZM213 217V216H212ZM14 218V217H13ZM12 218V219H13ZM19 219H20V217H18ZM95 218H96V215H95ZM172 218V217H171ZM197 218V217H196ZM203 218V217H202ZM210 218V217H209ZM214 218V217H213ZM38 219V221H40L39 223L38 222H35L36 220ZM102 219V218H101ZM101 219H99V220H101ZM130 219V220H131ZM167 219V218H166ZM104 220V219H103ZM46 221V220H45ZM129 221V220H128ZM158 221H159V219H158ZM170 221H171V219H170ZM190 221V220H189ZM206 221V220H205ZM96 222V221H95ZM104 222H102V223H104ZM137 222V221H136ZM188 222V221H187ZM195 222V221H194ZM6 223H9L10 224V221H8V222H6ZM101 223V222H100ZM101 223V224H102ZM8 224V225H9ZM93 224V223H92ZM98 224V223H97ZM96 224V226H98ZM101 224L99 225V226H101ZM131 224V223H130ZM174 225H175V223H173ZM181 224V223H180ZM193 224V223H192ZM191 223H190V225H192ZM198 224H201V223H198ZM143 225V224H142ZM147 225V224H146ZM162 225V224H161ZM196 225V224H195ZM202 225V224H201ZM217 225V227H218V224H216ZM216 225L214 226V227H216ZM10 226V225H9ZM8 226V227H9ZM59 226V227H58ZM137 226V225H136ZM163 226V225H162ZM198 226V225H197ZM42 227V228H41ZM47 227V228H46ZM102 227H103V225H102ZM138 227V226H137ZM144 227V226H143ZM167 227H168V225H167ZM175 227V226H174ZM192 226H190V228H191ZM194 227V226H193ZM220 227V226H219ZM139 228V227H138ZM137 228V229H138ZM185 227H183V229H184ZM187 228V227H186ZM204 228V227H203ZM221 228V227H220ZM46 229V231H44ZM59 229V230H60ZM182 229V230H183ZM201 229V228H200ZM199 229V230H200ZM217 229H219V228H217ZM103 230V229H102ZM185 230V229H184ZM189 230V229H188ZM202 230H204V229H202ZM201 230V231H202ZM44 231V232H43ZM66 231V230H65ZM95 231V230H94ZM107 231V230H106ZM138 231V230H137ZM206 231V230H205ZM204 231V232H205ZM208 231V230H207ZM9 232V231H8ZM41 232H43L42 233V235H41ZM49 232V231H48ZM54 232V231H53ZM61 232V231H60ZM87 232V231H86ZM157 232H158V230H157ZM200 232V231H199ZM203 232V231H202ZM220 232V231H219ZM55 233V232H54ZM63 233V232H62ZM65 233V232H64ZM139 233V232H138ZM186 233V232H185ZM188 233V232H187ZM197 233H198V231H197ZM103 234H104V232H103ZM155 234H156V230L155 229H152V227H148V226H146L145 228H143L142 230H141V232H140V238L142 239V240H148V239H151L152 237H154L155 236ZM173 234V233H172ZM183 234V233H182ZM193 234V233H192ZM202 234V233H201ZM204 234V233H203ZM9 235V234H8ZM12 234H10L9 236H11ZM38 235V236H37ZM39 235H41V236H39ZM49 235V234H48ZM179 235V234H178ZM184 235V234H183ZM190 235V234H189ZM106 236V235H105ZM126 236H125V238H126ZM206 236V235H205ZM208 236V235H207ZM219 236V235H218ZM179 237H181V236H179ZM178 237V238H179ZM188 237V236H187ZM213 237V236H212ZM211 237V238H212ZM246 237V236H245ZM47 238H46V240H47ZM124 238V239H125ZM185 237L183 236V239H184ZM246 238H250V237H246ZM15 239V238H14ZM22 239L20 240V241H22ZM31 239H33V241H31ZM158 239V238H157ZM200 239V238H199ZM198 239V240H199ZM207 239V238H206ZM18 240V241H19ZM45 240V239H44ZM45 240V242H46V245L48 244L49 245V247L51 246V244H49V243H47V241ZM59 240V241H58ZM156 240V239H155ZM172 240H175V239H172ZM181 240H182V238H181ZM198 240H195V241H198ZM203 240V239H202ZM202 240H201V242H202ZM212 240V239H211ZM264 240V239H263ZM9 241H11V237H10V240ZM31 241V242H30ZM169 241V240H168ZM171 241V240H170ZM178 241V240H177ZM189 241V240H188ZM204 241V240H203ZM206 241V240H205ZM204 241V242H205ZM209 241V240H208ZM7 242V241H6ZM11 242H13V241H11ZM10 242V243H11ZM50 242V243H51ZM59 244H58V243ZM155 242V241H154ZM181 242V241H180ZM184 242V241H183ZM200 242V241H199ZM203 242V244H204V246H206L205 244H207L208 242L206 241L205 243ZM210 242V241H209ZM217 242V241H216ZM3 243V242H2ZM8 243V242H7ZM9 243V244H10ZM20 243V242H19ZM18 243V244H19ZM22 243V242H21ZM27 243V242H26ZM25 243V244H26ZM35 243V242H34ZM140 243V241H139V239L137 238V240L135 239V241H134V239H133V237L132 238H129V242H128V247H130L131 249L130 250H128V252L126 253V255H128L129 256V258L131 257V258H133L134 256H137V255H139V256H141L142 257V259H143V262L145 261L147 264H154V262L155 261H152V259L151 260H149L150 259V257H148V253L147 252H141L140 251V249H137V246H138V244ZM159 243V242H158ZM174 243V242H173ZM182 243V242H181ZM192 243V242H191ZM12 244V243H11ZM42 244H45V243H43L42 242ZM53 244H52V246H53ZM71 245V246H66V245ZM160 244V243H159ZM163 244H165V243H163ZM176 244H178V243H176ZM183 244V243H182ZM194 244V243H193ZM202 243L200 244V245H203ZM15 245V244H14ZM13 245V246H14ZM20 245H18L19 247H20ZM33 245V244H32ZM37 245V244H36ZM122 245V244H121ZM185 245H186V243H185ZM10 246V245H9ZM12 246V247H13ZM123 246V245H122ZM165 246V245H164ZM176 246V245H175ZM184 246V245H183ZM193 246V245H192ZM198 246V245H197ZM264 246V245H263ZM139 247V246H138ZM188 247V246H187ZM186 247V248H187ZM199 247V246H198ZM260 247H262V245L260 246ZM15 248V247H14ZM13 248V249H14ZM52 248V247H51ZM184 248V247H183ZM196 248V247H195ZM194 248V249H195ZM200 248V247H199ZM207 248V247H206ZM263 248V247H262ZM19 249V248H18ZM17 249V250H18ZM21 249H24L23 247L21 248ZM119 249H121V248H119ZM158 249H159V247H158ZM188 249H189V247H188ZM193 249V250H194ZM201 249V248H200ZM199 249V250H200ZM9 250H10V252L12 251V248L10 249L9 248ZM8 250V251H9ZM143 250V249H142ZM166 250V249H165ZM196 250V249H195ZM124 252V250H122L121 249V252ZM145 251V250H144ZM191 251V250H190ZM253 251V250H252ZM18 252V251H17ZM120 252V253H121ZM148 252H150V255H151V253H152V251H148ZM159 252H161V251H159ZM158 252V253H159ZM164 252H167V250L166 251H164ZM195 252V251H194ZM206 252V251H205ZM229 252H231V251H229ZM229 252H227L228 253V255H230L229 254ZM157 253V254H158ZM170 253H172V251L170 252ZM197 253H199V252H197ZM196 253V254H197ZM203 253V252H202ZM224 253V252H223ZM226 253V254H227ZM125 254V253H124ZM155 254V253H154ZM153 254V255H154ZM163 254V253H162ZM167 254V253H166ZM180 254V253H179ZM183 254V253H182ZM194 254V253H193ZM251 254V253H250ZM254 254V253H253ZM253 254H251L252 256H253ZM4 255V254H3ZM17 255V254H16ZM158 255H160V253L158 254ZM173 254H171V256H172ZM181 255V254H180ZM179 255V256H180ZM201 255V254H200ZM204 255H205V253H204ZM232 255H234V254H232ZM231 255V257H233ZM18 256H19V253H18ZM122 256H124V255H122ZM170 256V255H169ZM170 256V257H171ZM186 256V255H185ZM206 256V255H205ZM219 256H221V255H219ZM224 256V255H223ZM227 256V255H226ZM138 257V256H137ZM152 257H155V256H151V258ZM160 257H164V254L162 255V256H160ZM166 257V256H165ZM193 257V256H192ZM207 257V256H206ZM205 257V258H206ZM237 256H235V258H236ZM251 257V256H250ZM3 258H4V256H3ZM130 258V259H131ZM167 258V257H166ZM177 258V257H176ZM201 258V257H200ZM223 258V257H222ZM259 258V257H258ZM17 259V258H16ZM128 259V258H127ZM136 259H138V258H136ZM135 259V260H136ZM140 259V258H139ZM146 259V260H145ZM160 259V258H159ZM174 259H175V257H174ZM184 259H186L185 257H184ZM188 259V258H187ZM186 259V260H187ZM199 259V258H198ZM207 259V258H206ZM224 259V258H223ZM228 259V258H227ZM200 260V259H199ZM216 260H218V258L216 259ZM215 260V261H216ZM229 260V259H228ZM243 260H244V257H243ZM255 260H256V258H255ZM4 261V260H3ZM18 261H20V260H18ZM138 261V260H137ZM160 261H161V259H160ZM173 262L175 261V260H172ZM183 261V260H182ZM194 261H196V259L194 260ZM219 261V260H218ZM222 261H224V260H222ZM250 261H252V260H250ZM258 261V260H257ZM0 262H1V260H0ZM5 262V261H4ZM130 262V261H129ZM139 263L138 264H142V263H140V261H138ZM141 262H142V260H141ZM169 262V261H168ZM176 262H178V260L176 261ZM180 262V261H179ZM184 262H185V260H184ZM190 262H191V258H190ZM221 262V261H220ZM227 262V261H226ZM226 262H225V264H226ZM229 262V261H228ZM230 262H231V258H230ZM164 263H165V261H164ZM197 263V262H196ZM195 263V264H196ZM218 263V262H217ZM246 263V262H245ZM250 263V262H249ZM252 263V262H251ZM129 264V263H128ZM134 264H137L136 262L134 263ZM168 264V263H167ZM187 264H189V262L187 261ZM192 264V263H191ZM208 264H210V262L208 263ZM216 264V263H215ZM219 264H221V263H219ZM228 264V263H227ZM248 264V263H247Z\"/></svg>",
    "mask_w": 264,
    "mask_h": 264
}]
</instances>
